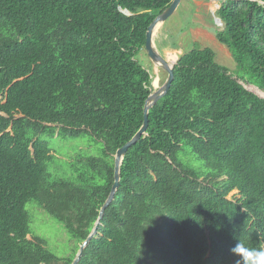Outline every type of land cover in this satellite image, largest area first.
Here are the masks:
<instances>
[{
  "label": "trees",
  "instance_id": "16d2710c",
  "mask_svg": "<svg viewBox=\"0 0 264 264\" xmlns=\"http://www.w3.org/2000/svg\"><path fill=\"white\" fill-rule=\"evenodd\" d=\"M172 1L0 0V264H72L143 123L153 75L138 55ZM217 16L238 76L198 43L179 57L78 264H235L237 237L264 248V98L240 82L264 93V0ZM87 133L102 154L53 174L41 136ZM29 202L63 225L65 256L33 234Z\"/></svg>",
  "mask_w": 264,
  "mask_h": 264
},
{
  "label": "rangeland",
  "instance_id": "374dc122",
  "mask_svg": "<svg viewBox=\"0 0 264 264\" xmlns=\"http://www.w3.org/2000/svg\"><path fill=\"white\" fill-rule=\"evenodd\" d=\"M224 1L182 0L177 10L155 30L153 40L159 54L173 64L182 54L192 49L195 43H198L201 47L213 49L216 61L237 77L236 63L229 49L221 44L215 35V31L223 27V24L220 25L216 18H219L217 11ZM138 59L147 70H151L152 91L157 90L165 82L167 72L153 64L145 48L140 51ZM240 82L246 89L264 95L257 87L246 84L242 80ZM41 137L48 141L52 149L53 160L49 163L50 171L60 176L71 175L70 162L74 158L98 156L103 152L102 142L88 133L79 138L70 136L49 138L45 135ZM234 193L229 197H232ZM26 208L31 216L30 227L33 234L44 238L47 248L58 257H63L70 252L73 243L63 225L38 207L36 202H29ZM29 238H32V235H29Z\"/></svg>",
  "mask_w": 264,
  "mask_h": 264
},
{
  "label": "water",
  "instance_id": "95a60500",
  "mask_svg": "<svg viewBox=\"0 0 264 264\" xmlns=\"http://www.w3.org/2000/svg\"><path fill=\"white\" fill-rule=\"evenodd\" d=\"M182 0H173L169 6H167L159 15L156 16V18L153 20V22L150 24L147 30L146 34V44H145V50L147 51L151 61L154 65L161 68L165 72H167V78L162 86H160L157 90H153L148 98L145 101L144 106V120L139 128V130L134 134V136L126 142L122 147H120L115 154V165H114V182L111 187L110 193L102 205L100 209L99 216L97 218V221L95 223L94 228L86 238V240L81 244L79 251L73 260L72 264H78L81 260V257L83 255L84 249L86 246L91 242V240L94 238V236L98 232L99 225L101 223V220L105 214V211L107 207L113 202L116 193L120 187V181H121V166L124 160L125 155L127 154L128 150L134 146L143 136L146 135L147 129L149 127V111L150 109L161 99L163 98L169 89L171 88L172 82L174 80V65L175 63L170 64L165 58H163L159 52L156 50L154 45L153 37L155 35V28L158 25H162L166 22V20L177 10L179 5L181 4ZM127 13V11H124ZM217 21L222 25L220 18H216ZM153 84V83H152ZM259 95V94H258ZM260 97L264 98V95H259Z\"/></svg>",
  "mask_w": 264,
  "mask_h": 264
},
{
  "label": "clouds",
  "instance_id": "9594fccd",
  "mask_svg": "<svg viewBox=\"0 0 264 264\" xmlns=\"http://www.w3.org/2000/svg\"><path fill=\"white\" fill-rule=\"evenodd\" d=\"M231 252L236 257L235 264H264V248H248L238 237Z\"/></svg>",
  "mask_w": 264,
  "mask_h": 264
},
{
  "label": "bare ground",
  "instance_id": "6f19581e",
  "mask_svg": "<svg viewBox=\"0 0 264 264\" xmlns=\"http://www.w3.org/2000/svg\"><path fill=\"white\" fill-rule=\"evenodd\" d=\"M158 26H159V25H158ZM158 26H157V27H158ZM157 27H156V28H157ZM156 28H155V30H156Z\"/></svg>",
  "mask_w": 264,
  "mask_h": 264
}]
</instances>
